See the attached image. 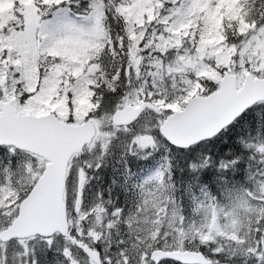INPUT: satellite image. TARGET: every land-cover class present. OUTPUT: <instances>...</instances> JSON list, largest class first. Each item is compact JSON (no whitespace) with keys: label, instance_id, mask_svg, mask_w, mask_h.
Listing matches in <instances>:
<instances>
[{"label":"snow or ice","instance_id":"obj_1","mask_svg":"<svg viewBox=\"0 0 264 264\" xmlns=\"http://www.w3.org/2000/svg\"><path fill=\"white\" fill-rule=\"evenodd\" d=\"M0 264H264V0H0Z\"/></svg>","mask_w":264,"mask_h":264}]
</instances>
